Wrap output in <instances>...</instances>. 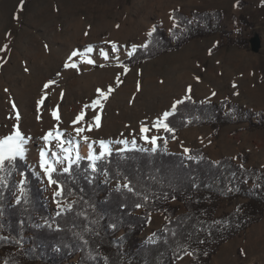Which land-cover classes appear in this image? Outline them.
<instances>
[{
	"label": "rangeland",
	"instance_id": "1",
	"mask_svg": "<svg viewBox=\"0 0 264 264\" xmlns=\"http://www.w3.org/2000/svg\"><path fill=\"white\" fill-rule=\"evenodd\" d=\"M20 5L21 0H0V138L15 127L24 135V161L39 178L51 215L70 207L54 196L56 186L48 185L39 168V151L46 145L43 137L49 130L58 126L63 138L73 141V155L78 152L81 159H87L90 151L98 154L99 141L115 151L133 148L135 139V148L153 152L142 137L157 136L158 144L164 143L165 130L153 125L175 100L185 96L189 86L190 101L224 105V113H234L237 107L249 121L218 130L209 125L182 129L167 140L164 151L188 158L184 148L201 150L215 163L226 157L245 168L264 170V127L252 126L264 117V0H23L22 9ZM215 12L219 13L214 20L218 32L124 72L120 62L130 57L133 45H147L151 38L147 34L154 26L174 43L188 28L196 31L208 23L197 21L193 14ZM175 14L185 16L187 25L175 19ZM240 16L248 25L241 23ZM255 35L260 42L256 52L250 42ZM109 42H115L119 50H112ZM89 45L93 51L86 53ZM73 50L80 53L73 58L78 68H65ZM87 59L95 63L88 64ZM97 89L107 94L106 100ZM81 111L84 119L74 123ZM89 125L91 131L76 135L75 128ZM142 125L145 133L140 131ZM54 144L49 146L51 151L59 152ZM55 166L60 172L66 165ZM112 186L118 185L112 182ZM19 194L17 188L15 196ZM246 202V198L223 202L219 213L236 211ZM168 204L178 213L185 211L175 200ZM148 218L139 236L142 243L157 241L155 233L163 232L167 223L162 212ZM76 258L69 263L77 264ZM193 263L191 252L175 261ZM209 264H264V212L247 229L218 245Z\"/></svg>",
	"mask_w": 264,
	"mask_h": 264
},
{
	"label": "trees",
	"instance_id": "2",
	"mask_svg": "<svg viewBox=\"0 0 264 264\" xmlns=\"http://www.w3.org/2000/svg\"><path fill=\"white\" fill-rule=\"evenodd\" d=\"M218 15L193 14L197 21L208 23L196 31L188 28L174 43L156 29L147 47L135 48L120 64L132 68L214 34ZM175 19L187 25L185 16L175 14ZM240 21L247 24L243 16ZM224 109V105L186 101L169 116L173 131H165V139L172 140L176 132L192 126L209 125L218 130L249 121L237 107L234 113H224ZM252 126L264 127V117ZM163 147L160 142L155 152L138 148L112 151L97 162L96 172L81 158L71 174L57 171L55 176L64 188L58 199L66 201L70 209L56 216L50 214L40 180L25 161L17 159L6 165L0 172V264H73L69 261L77 256V264H175L187 252L193 254V264H209L218 245L263 214L264 170L241 167L226 157L215 163L201 150H192L193 159H188L167 153ZM18 177L23 184L18 185ZM112 182L118 186L113 187ZM128 182L133 192L119 186ZM17 188L20 194L15 196ZM239 198L247 199L244 206L219 213L223 202ZM174 200L182 204L183 213L168 204ZM153 212L164 213L167 223L163 232L155 233L157 241L142 243L139 236Z\"/></svg>",
	"mask_w": 264,
	"mask_h": 264
},
{
	"label": "snow or ice",
	"instance_id": "3",
	"mask_svg": "<svg viewBox=\"0 0 264 264\" xmlns=\"http://www.w3.org/2000/svg\"><path fill=\"white\" fill-rule=\"evenodd\" d=\"M21 9L23 7V0H21V5H20ZM174 19V18H173ZM156 31L155 26L148 32V36L151 37L153 35V33ZM85 35H88V33L86 32ZM111 43L112 46V50H119L118 46L115 42H109ZM135 45H133V51L135 50ZM143 47H147V45H143ZM93 51V47L91 45H89L86 49V53H91ZM103 54V53H102ZM80 53L76 50H73L71 52V54L68 56L67 58V62L65 63L64 67L65 68H78V65L73 62V58L79 56ZM88 64H94L95 61L92 59H87L85 61ZM122 68H124V72L126 73L128 71V68L124 65H121ZM27 70V69H26ZM59 75V73H58ZM118 79V77H117ZM198 79V78H197ZM54 83V81H51L47 84L44 85L45 88L49 87V84ZM233 87H235V85H233ZM137 90H139V85L137 86ZM111 91H113L112 87L109 86L107 92L111 93ZM191 86L188 87V89L186 90V94L184 97L175 100L172 105H171V109L170 111H165L162 114V118H157L156 123L153 125V127H156L157 129L159 128H163L165 131L171 133L173 131V129L169 126L168 118L170 115L174 114L177 110H178V106L184 104L186 101H190L191 100ZM97 92L100 93V95L102 97H104V99H107V94L103 91H101L100 89H97ZM213 96L216 95V93H212ZM42 103V101H41ZM94 104L99 103V100L94 101ZM88 105H85V108H87ZM53 116L56 119H59V117L57 116L56 112H53ZM85 116V112L81 111V113L76 117V121H74V123H76L77 121H81L84 119ZM19 119V116L17 115V120ZM93 119L97 122V127L99 126V115H96L93 117ZM15 127V126H14ZM91 125H89L87 127V129H85L84 127H77L75 128V132L77 136H80L81 133L87 131H91ZM141 133H145L147 131V129L142 125L141 129H140ZM64 133L61 132L57 126V129L55 131L53 130H49V132L44 135L43 139L46 142V145L44 148H42L39 151V168L42 170L44 176L47 178V183L49 186H56V190L54 192V196L55 197H61L64 193V188L63 185L59 182L58 177L55 176V174L57 173V168H56V164H60V165H66L62 168V172L65 174H71V171L73 169V166L79 163L80 157L78 152H76L75 155H73L74 151H76L73 147V141L72 140H65L64 138ZM85 141H87V137H83ZM145 142L150 143L152 145V151L155 152L157 151V148L159 147L158 144V140L160 139L157 136H152V137H148L147 135H144L142 137ZM55 141L54 147L56 149H59V152L56 151H51L50 149V145L53 144V142ZM27 141L24 137V135L21 133V131L19 130L18 127H15V130L10 134V135H6L2 138H0V172L5 170V166L6 165H13L14 162L17 159L20 160H24L26 158V145ZM95 143V142H93ZM123 143H127V141H123ZM133 148H135L136 146V140L133 139L131 141ZM164 144L165 147L167 145V140H164ZM67 145V146H65ZM99 145L101 148V151L96 154L92 151L89 152L88 156H87V160L89 161V167L91 168L92 172H96L97 171V162L99 160H102L103 158H105L106 156H111L112 155V150L110 148V146L108 144H106L104 141H99ZM89 149H92V145L89 144ZM49 151H51V157L52 159H49ZM184 153L188 154V159H193V157L190 155L191 150L188 148H184ZM241 167H243V165H241ZM3 178L0 177V181H2ZM21 184H23L24 182L21 181ZM123 187L125 189H127L128 192H133V187L131 186L130 182L125 183L123 185ZM23 191V189H22ZM136 207H140L139 204L136 205Z\"/></svg>",
	"mask_w": 264,
	"mask_h": 264
},
{
	"label": "water",
	"instance_id": "4",
	"mask_svg": "<svg viewBox=\"0 0 264 264\" xmlns=\"http://www.w3.org/2000/svg\"><path fill=\"white\" fill-rule=\"evenodd\" d=\"M251 44H252V49L253 51H257L259 46H260V42H259V36L255 35L251 40H250Z\"/></svg>",
	"mask_w": 264,
	"mask_h": 264
},
{
	"label": "bare ground",
	"instance_id": "5",
	"mask_svg": "<svg viewBox=\"0 0 264 264\" xmlns=\"http://www.w3.org/2000/svg\"><path fill=\"white\" fill-rule=\"evenodd\" d=\"M82 153H84V154H87L88 152H87V151H85V150H83V151H82Z\"/></svg>",
	"mask_w": 264,
	"mask_h": 264
}]
</instances>
